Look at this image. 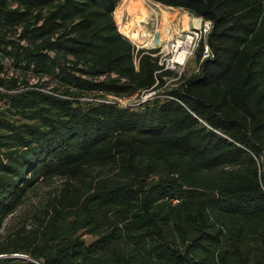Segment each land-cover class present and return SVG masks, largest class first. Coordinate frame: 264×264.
Listing matches in <instances>:
<instances>
[{
    "label": "trees",
    "instance_id": "16d2710c",
    "mask_svg": "<svg viewBox=\"0 0 264 264\" xmlns=\"http://www.w3.org/2000/svg\"><path fill=\"white\" fill-rule=\"evenodd\" d=\"M154 1L211 24L169 86L118 0H0V264H264V0Z\"/></svg>",
    "mask_w": 264,
    "mask_h": 264
},
{
    "label": "rangeland",
    "instance_id": "374dc122",
    "mask_svg": "<svg viewBox=\"0 0 264 264\" xmlns=\"http://www.w3.org/2000/svg\"><path fill=\"white\" fill-rule=\"evenodd\" d=\"M11 4L15 6V3L11 2ZM195 17L196 16L189 14L181 8L164 5L154 0H118L113 10V19L117 29L118 25L133 26L134 29L132 30H136L138 36L142 40L150 39L155 45L161 44L165 39L169 38L174 31L187 29L190 26L189 23L195 19ZM137 43H139V47L152 48L147 46V42L146 45L141 42ZM4 67L8 69L4 77L16 78L17 87L23 85V82L36 84L48 81V83L43 84L42 88L50 91V89H52L51 87L55 85V81H51V79L47 77L38 80L31 70L22 69L21 71L19 66L16 67V65H13L11 60L6 61ZM196 67L197 62L195 60V54H193L189 56L180 67L172 69V74L170 76L164 77V84L167 86L174 84L179 76L195 71ZM3 74H5L4 71L0 73V76H3ZM109 99L117 101L120 105H133L141 100V96L139 94L128 98L116 99L114 97H109ZM5 109L6 106L4 102H0V110L5 112ZM14 117L18 118L19 115ZM59 183L60 179L55 177L50 178L37 185L34 190L29 191L23 205L19 207L18 211L13 216L9 217L5 227L13 225L18 217L17 214L27 212V210L31 209L38 201L42 200L45 195L53 190ZM4 229H2L0 233H2ZM83 237L87 241L90 239L87 235H83Z\"/></svg>",
    "mask_w": 264,
    "mask_h": 264
},
{
    "label": "built area",
    "instance_id": "2783aa9c",
    "mask_svg": "<svg viewBox=\"0 0 264 264\" xmlns=\"http://www.w3.org/2000/svg\"><path fill=\"white\" fill-rule=\"evenodd\" d=\"M196 18L198 21H196V23L191 22L187 29L176 30L161 44L152 46V48L154 47L157 49L154 55L157 56V62L161 66V69L172 70L180 67V65L185 63L189 56L196 53V50L201 42L203 43V49L200 59L209 54L208 46L206 45L205 40L211 27L210 21L202 19L201 17ZM132 43L137 48L139 47V43ZM179 54L182 55L181 60H178L177 58ZM153 92L154 91L142 92L140 94L141 101L151 96ZM13 255L25 257L24 255L17 253H14Z\"/></svg>",
    "mask_w": 264,
    "mask_h": 264
},
{
    "label": "bare ground",
    "instance_id": "6f19581e",
    "mask_svg": "<svg viewBox=\"0 0 264 264\" xmlns=\"http://www.w3.org/2000/svg\"><path fill=\"white\" fill-rule=\"evenodd\" d=\"M196 23V22H195ZM136 27V26H134ZM118 29H119V32H121L123 35L127 36L132 42H141V43H144L146 45V42H147V46H154V42L150 39H145V40H142L138 34H137V31L136 30H132L134 29L133 26L132 27H129V26H119L118 25ZM178 60H181L182 58V55L179 54V56L177 57Z\"/></svg>",
    "mask_w": 264,
    "mask_h": 264
},
{
    "label": "crops",
    "instance_id": "0c3cea01",
    "mask_svg": "<svg viewBox=\"0 0 264 264\" xmlns=\"http://www.w3.org/2000/svg\"><path fill=\"white\" fill-rule=\"evenodd\" d=\"M196 21H198V19L195 17V19H193L191 22H196ZM191 22H190V23H191ZM190 23H189V24H190Z\"/></svg>",
    "mask_w": 264,
    "mask_h": 264
}]
</instances>
